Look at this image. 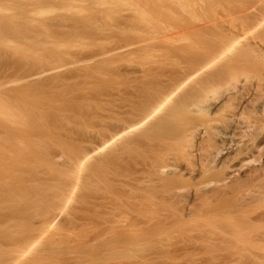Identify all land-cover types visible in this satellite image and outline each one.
<instances>
[{"label": "bare ground", "instance_id": "bare-ground-1", "mask_svg": "<svg viewBox=\"0 0 264 264\" xmlns=\"http://www.w3.org/2000/svg\"><path fill=\"white\" fill-rule=\"evenodd\" d=\"M187 1L81 22L54 61L0 82V264L52 260L63 226L180 228L196 199L194 213L237 219V237L264 222V0H202L224 3L210 17ZM14 226L33 230L16 240Z\"/></svg>", "mask_w": 264, "mask_h": 264}, {"label": "rangeland", "instance_id": "rangeland-1", "mask_svg": "<svg viewBox=\"0 0 264 264\" xmlns=\"http://www.w3.org/2000/svg\"><path fill=\"white\" fill-rule=\"evenodd\" d=\"M96 1L97 0H6V1L0 0V13H2V15L0 14V22H1L0 23V82L6 83V80L7 81L10 80L8 78H12L11 75L14 78L16 75H18L17 77H19V75L26 76V74L27 75L31 74V72H34L36 70L35 67L37 65H38L37 67H39L40 65L42 66L41 62L42 60H44V58L42 59L41 57L45 56V58L48 59V61L46 60L47 62H44V63L54 61L56 59V54L54 57V55L51 53H55L56 50H58L57 47L59 46V44H61V41L64 40L65 38H68L67 36L70 35L71 32H72L71 33L72 36L75 32H77L78 30L77 26H81L82 25L81 22H87V23L91 22L93 20V17L97 21H104L105 20L104 18L107 19V16L110 17L109 19H111L112 13H114L112 14V18H116L115 16H118V14L125 12L124 9L129 7V5L131 4L130 2H135L137 0H132V1L127 0L128 1L127 3H130V4L125 3V5H124V2H121V0H119L118 2L117 1L114 2V0L112 2L110 0H98L97 2ZM122 1L126 2V0H122ZM177 1L179 2V0ZM186 1L187 0H183L184 5H186L185 4ZM199 1L198 3L195 2V4L197 3L198 5H200L202 3L203 5V1L202 0H199ZM225 1L227 2V0ZM225 1H222V2H225ZM237 1L228 0L227 3L225 2L226 3L225 5L226 6L230 5V3L231 5L232 4L239 5L240 3L242 4L249 3L250 1L252 2L253 0H248V1L247 0L245 1L237 0ZM110 2L112 3V5L115 4L117 8L114 5L109 6V4H111ZM190 2L191 1H189V3ZM222 2L219 1L220 4L216 3L218 6L216 5L215 6L212 5L213 7L207 6L205 7L206 9L204 8V5L198 6L200 7V9L197 6H194L196 8H193L192 6V10L199 9V11L196 12L193 10L195 13L193 14L192 13L193 11H191V13L193 14V16L196 15L195 17H200L201 13L199 14V16H197V14L198 12H202L204 14V17L206 15H208L206 17H210L211 12H213L212 15H214L217 13L216 11L218 10L219 12L221 11V9L223 8L221 6L224 5V3L223 5L221 4ZM20 3L22 4L20 5ZM101 3L103 5L105 4V7H103ZM118 3H120V6L121 5H124V6L120 7ZM96 4H99V5H96ZM205 5H207L206 2H205ZM70 6L74 9H72ZM99 6L101 7L98 8ZM107 6L108 8H106ZM112 7L115 9H113ZM75 8L77 9V11H79L78 8L84 9L83 12H85V14L81 12L82 11L81 9L79 12L83 15L81 14L78 15L79 12H77ZM106 9H109L110 12L107 11ZM94 10H98V11H94ZM101 10L105 12H102ZM206 10L208 14H206L207 13ZM208 10H210V12ZM214 10L216 13L214 12ZM63 11H64V14H63ZM68 11H70V13ZM185 12L183 13L185 14ZM92 14H95V15L92 16ZM100 14L101 15L103 14L104 16L103 15L101 16ZM184 14H182V16H186ZM32 15L35 18L32 17L33 19H30ZM68 15L72 19L68 18L67 17ZM99 15L101 17L95 18V16L98 17ZM8 16L11 18H9ZM12 16H14L15 18ZM17 16H19V18H17ZM76 16H78V18L79 17H84V18H81V19L79 18L81 21H79L78 19H75V20H78L77 23L75 24L76 21L74 20V18H76ZM193 16L191 15V17ZM55 17H57V19ZM201 17H203L202 14H201ZM39 18L41 19L40 20L41 23L37 21L39 20ZM9 19H11V22H9ZM21 19L23 22L21 21ZM67 19H69L68 22H67ZM84 19H86V21ZM70 20H74V22ZM61 21H63L62 24H61ZM13 24H14V27H13ZM53 24L55 25V27L60 24L61 25L55 28L53 27L54 26ZM83 24L86 25L85 23ZM9 25L12 27H10ZM9 32L11 33L12 36L10 35ZM24 34L25 36H23ZM5 41L7 42V44H5L6 43ZM56 44H58L57 47H55ZM50 58H51V61H49ZM5 77L6 78L8 77V78L6 79ZM16 84L17 83H15V85ZM7 85H3V87ZM15 85L14 84L11 85V88ZM19 85H21V83ZM3 87H1L0 89L2 90L1 92H4L0 94L2 95L0 97V100L2 102L3 100L1 98L5 97L4 98V101H5L11 93L9 92L10 86H7L8 88L4 87L5 89ZM5 92H7L8 95ZM5 102L8 103L9 101H5ZM2 106H3V103H2ZM2 106L0 105V108ZM0 112H3V111H0ZM185 198L186 199L184 200L187 201L186 203H188L187 195ZM194 201H195L193 202L194 207L193 206L192 207L195 211V208H197V205L200 202V200L196 199ZM38 208L36 207L33 208L32 210L33 213L31 215L35 217V215L37 216L39 214L38 218L41 217L42 214H43L42 216L46 215V212L44 211L45 214L43 212V208H40V207ZM8 209L7 211H9ZM34 209H35V212H34ZM254 210L259 211L260 207H255ZM194 211L188 212L189 214L186 213L185 215L186 219L184 223V225L185 224L186 225L184 226L183 223H181L182 222L181 221L180 223L182 224V227L180 228H178L179 226L177 228H174L175 225L176 226L178 225L176 223L173 224L174 226L172 225L173 228L172 227L171 228L133 227V228H122V229L121 228H112V229L103 228L102 229V228H96V227L93 228V226H89V228H86V227L85 228H73V227L63 228L64 227L63 226L62 228H56L55 229L56 235L54 236V239L52 238V241L50 239L47 242L48 244H50V247L48 248L49 251L45 250V248L43 250H45V252L48 251V253L51 252L49 254H51L53 257H56V254L59 253L57 254L58 258L56 257L57 260L56 258H53L51 257V255L47 254L48 256H50V258H52L53 262L57 261V264H59V262L61 264H264V222L256 223L254 228H249L250 230L247 228L238 229V230H241V229L242 230H241L240 236L237 237L233 232V229L235 228H232V225H235L236 223L239 224L237 219L232 218V217H227V218L221 217L222 219L220 220L214 216V219L216 218L215 220H217V221H214L213 217L212 219H208L202 216L201 214L194 213ZM8 214L6 216H8ZM13 214H16V213H13ZM13 214L12 216H14ZM253 214H255V212L252 213L251 215ZM19 215L17 216V218L19 217ZM24 215H25V212H24ZM1 216L3 217L5 215H1ZM12 216L10 215V217ZM173 216H172V221L176 219L180 220L182 218V217L179 218L178 217L179 215L177 214L175 215L173 214ZM15 217L16 216H14V218ZM20 217L25 218V216L23 215L22 216L20 215ZM31 217H28V218L26 217V219L24 220L29 221ZM7 218L8 217H5L4 220H6ZM14 218H12L11 220H14ZM23 218H20V220L21 219L23 220ZM2 219L0 221H2ZM20 220L17 221L18 224ZM173 222H177V221H173ZM183 222H184V218H183ZM214 222L215 223L218 222V223L215 225ZM18 224L16 226H19ZM21 224L22 223H20V225ZM26 224L28 223L26 222ZM26 224L24 222V225ZM181 224L179 225L181 226ZM16 226H14L15 228L14 231L12 233H9L11 235V238H13L12 236L16 235L17 237H19V239L16 238V236L14 238H16V240H20L22 236L23 238H25L31 235L29 231L32 232L33 229H29V230L26 229L29 225L25 226V228H23L22 226L21 227L25 231L27 230L28 234L30 235H28L27 232H25L22 228L17 227V230H16ZM0 228H2V224L0 225ZM117 229L119 230L120 234L118 233ZM126 229H128V231ZM50 248L53 250L56 249V251L54 250V252L56 253L55 254L52 253ZM44 253L42 251V254ZM39 256H41L39 257V259L41 258L39 260V263L41 260L44 259V257H45L44 264L45 263L47 264L46 258L48 259V264L49 262L52 261V260L49 261V257H47L45 254L44 256L41 254ZM31 263L32 262L30 261V264Z\"/></svg>", "mask_w": 264, "mask_h": 264}]
</instances>
